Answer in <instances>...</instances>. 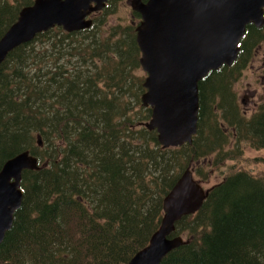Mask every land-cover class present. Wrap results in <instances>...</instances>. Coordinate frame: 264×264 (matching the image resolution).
<instances>
[{"label": "trees", "instance_id": "1", "mask_svg": "<svg viewBox=\"0 0 264 264\" xmlns=\"http://www.w3.org/2000/svg\"><path fill=\"white\" fill-rule=\"evenodd\" d=\"M33 1L0 0V38ZM118 1L94 14L91 28L49 29L0 67V170L25 150L48 161L23 173L0 264H127L159 228L164 197L185 169L238 158L230 136L264 149V104L247 118L234 91L264 27L249 25L238 60L199 83L192 142L163 148L144 126L152 109L142 105L144 73H135L141 16L108 21ZM172 235L186 242L160 264H264V177L227 175Z\"/></svg>", "mask_w": 264, "mask_h": 264}, {"label": "water", "instance_id": "2", "mask_svg": "<svg viewBox=\"0 0 264 264\" xmlns=\"http://www.w3.org/2000/svg\"><path fill=\"white\" fill-rule=\"evenodd\" d=\"M109 0H34L0 38V67L8 55L39 33L62 27L72 33L89 29L92 14ZM141 15L136 40L146 74L142 105L152 109L149 130L163 148L191 143L199 124V83L211 71L231 66L250 24L264 26V0H129ZM48 161L30 150L9 158L0 170V244L23 202L25 170H40ZM210 189L195 178L192 166L179 176L163 200V217L149 243L127 264H160L186 241L173 236L177 222L203 207Z\"/></svg>", "mask_w": 264, "mask_h": 264}, {"label": "rangeland", "instance_id": "3", "mask_svg": "<svg viewBox=\"0 0 264 264\" xmlns=\"http://www.w3.org/2000/svg\"><path fill=\"white\" fill-rule=\"evenodd\" d=\"M116 4L117 7L114 13L108 15V21L110 20L112 23L121 22L122 26H125L127 21L133 16V9L128 0H121ZM262 33L264 36V29ZM135 73L136 76H142L140 74L145 72L140 67L135 70ZM234 91L240 112L247 118H250L264 104V37L253 48L248 66L243 70L239 80L235 82ZM230 140H232L233 147H236L237 152L241 151V155L238 158L233 160L226 159L225 162L216 167L207 166V161L200 164L202 168L200 165H192L195 178L200 180L205 188L212 187L227 175L239 170H245L256 176L264 177V149H255L247 141H236L231 136ZM198 168L203 174L209 173L207 180L197 176ZM183 235L185 238L186 234Z\"/></svg>", "mask_w": 264, "mask_h": 264}]
</instances>
